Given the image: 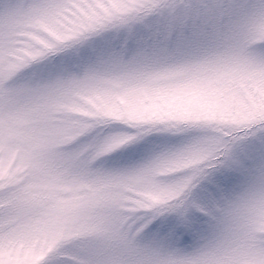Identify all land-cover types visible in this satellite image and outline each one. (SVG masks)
Masks as SVG:
<instances>
[{
  "label": "snow or ice",
  "instance_id": "6c2138e0",
  "mask_svg": "<svg viewBox=\"0 0 264 264\" xmlns=\"http://www.w3.org/2000/svg\"><path fill=\"white\" fill-rule=\"evenodd\" d=\"M0 264H264V0H0Z\"/></svg>",
  "mask_w": 264,
  "mask_h": 264
}]
</instances>
